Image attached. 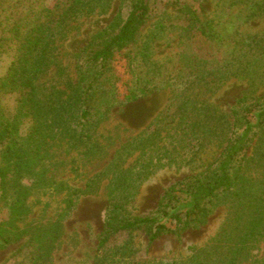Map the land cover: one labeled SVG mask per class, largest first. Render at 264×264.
I'll use <instances>...</instances> for the list:
<instances>
[{
  "label": "rangeland",
  "instance_id": "rangeland-1",
  "mask_svg": "<svg viewBox=\"0 0 264 264\" xmlns=\"http://www.w3.org/2000/svg\"><path fill=\"white\" fill-rule=\"evenodd\" d=\"M149 3L86 94L78 72L129 0H0V264H264L258 130L238 157L241 182L211 199L204 221L98 246L112 202L153 217L167 189L216 165L233 113L264 94V0ZM185 3L213 42L194 34ZM134 89L145 93L127 100Z\"/></svg>",
  "mask_w": 264,
  "mask_h": 264
},
{
  "label": "trees",
  "instance_id": "trees-1",
  "mask_svg": "<svg viewBox=\"0 0 264 264\" xmlns=\"http://www.w3.org/2000/svg\"><path fill=\"white\" fill-rule=\"evenodd\" d=\"M178 1L174 4H179ZM129 3L130 10L118 32L101 47L87 53L83 68L78 72L82 92L87 94L92 89L100 71L136 38L139 29L149 19L152 11L149 0H129ZM180 9L188 15L194 34L203 42H213L211 25L201 13L186 3ZM144 93L145 90L142 89L129 90L127 100L136 101ZM252 112L254 114L250 115ZM228 125L230 137L216 165L167 189L158 202L153 217H128L126 203L112 202L105 214L98 246L105 247L117 235L137 229H144L148 240L152 242L163 234L177 233L204 221L210 212L208 204L211 199L220 192L230 190L242 180L238 157L246 150L256 134L255 130L264 132V94L254 103L234 112Z\"/></svg>",
  "mask_w": 264,
  "mask_h": 264
}]
</instances>
